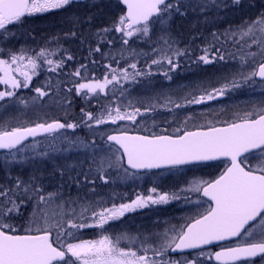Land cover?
Instances as JSON below:
<instances>
[{
  "label": "snow or ice",
  "instance_id": "obj_1",
  "mask_svg": "<svg viewBox=\"0 0 264 264\" xmlns=\"http://www.w3.org/2000/svg\"><path fill=\"white\" fill-rule=\"evenodd\" d=\"M82 2L0 0V40L6 42L14 38L15 32L10 26L22 24L26 17L53 10L70 11L71 6ZM119 3L123 9L118 20L111 28L105 27L100 32L119 33L120 43L127 47L118 49L117 55L105 53L100 44L111 45L113 40H105L97 32L99 43L89 48L90 57L100 53L102 59H110L117 65L105 63L102 79L90 76L88 65L83 62L79 67L73 65V71L66 73V62L75 57L60 46L58 38L56 44L61 47L58 60L50 58L57 55L50 47H41L39 51L22 48L19 52L0 48V84L11 89L31 86L36 93L32 97L33 105L38 102L46 105L45 97L53 99V85L49 81L43 86L31 84L38 69L52 73L60 70L58 75L75 77L66 91L86 102L79 113L74 114L73 99L65 96L63 101H55L64 110L63 119L0 128V150H5L0 164L4 172L0 179V264H212V261L215 264H264V103L252 111L234 114L233 119L220 121V126L211 120L197 124L194 117L188 115L175 124L171 134L165 128L135 135L129 134L127 126L119 122L136 125L137 118L154 110L155 105L141 111L140 107L129 103L128 107L133 110L127 111L116 103L117 94L122 96L126 91L122 80L134 82L137 77L150 76L154 65L170 80L169 73L180 66V58L191 57V50L179 47L172 34L177 18L194 13L198 17L203 15L207 22V13L214 12L218 17L224 9L242 7L243 0H119ZM65 35L75 38L78 34L70 31ZM211 36L212 40L193 62L209 65L238 60L239 67L224 76L219 87H205L201 94L185 97L183 103L167 98L177 109L218 99L229 90L242 87V82H254L256 77L264 81V12L234 28L212 32ZM130 41L149 44L148 52H138ZM253 46L256 50L249 51ZM140 56L150 60V63L145 61L147 71L138 67ZM121 59L125 65H121ZM91 63L95 65L97 61L92 59ZM56 87L59 88V82ZM15 96L14 91H0V101ZM101 96L106 99L105 103L100 102ZM91 99L98 105L95 110ZM19 103L27 106L23 99H19ZM190 121L191 128L188 127ZM103 125L117 127L108 131ZM68 130L72 135H68ZM78 130L85 134L80 136ZM38 136H43L44 140H36ZM29 138L32 142L26 144ZM63 153H79L83 159L77 157L72 164L67 163L68 156L64 157V163L53 159L54 154ZM218 160L223 163L218 177L192 180L186 189H181L207 199L195 201L203 211L179 229L166 227L142 238L124 234L113 238L105 234L108 231L105 225L110 221L149 203L163 205L180 199L176 192L160 193L152 188L155 197L138 195L130 203L118 206L113 203L110 207L103 199L80 194L82 188L95 193L97 181L108 185L112 171L122 169L125 176H130L133 173L129 169L176 168ZM49 161L53 167L46 175L45 166ZM14 165L21 166L15 174ZM24 166L29 168L27 177L23 174ZM57 175L58 186L50 188L46 180ZM65 177L70 182L68 188L77 189L75 196L70 190L65 192ZM184 199L190 200V197ZM93 227L101 230L100 239L69 242L77 238L80 230ZM232 238H240L235 246H222L221 251L214 253L207 251V246ZM122 240H127V247L120 246ZM173 254H177L175 258Z\"/></svg>",
  "mask_w": 264,
  "mask_h": 264
},
{
  "label": "rangeland",
  "instance_id": "obj_2",
  "mask_svg": "<svg viewBox=\"0 0 264 264\" xmlns=\"http://www.w3.org/2000/svg\"><path fill=\"white\" fill-rule=\"evenodd\" d=\"M250 0H243V6L241 7L240 12L244 15L250 14V18L247 20H252L256 18V16L260 12H264V8L260 11H255L254 15H252V10L250 7L245 4ZM253 5L256 4L255 7L260 9L264 7V0H252ZM62 10V9H61ZM57 11V10H53ZM50 12V11H49ZM210 14H214V17H217L214 12H209ZM42 14V13H41ZM208 15V13H207ZM233 15V14H232ZM228 11H221L219 18L210 19L207 22H204L203 15L199 16V22L194 21V23L180 25L178 30H174V26L172 27V34L177 39L179 43V47L184 48L181 44L184 43L180 39L178 32H182L183 34H187L188 32L193 31V26L197 25V31H195L196 36H202L200 39V44L203 46H207L208 42L212 40V36L209 33L211 31V23L213 20L216 21L214 24L216 32H223L225 29L229 27H221V22L229 23L232 21V18ZM34 16V15H33ZM32 17V16H31ZM236 27V26H231ZM92 31H88L86 34H90ZM20 37L24 39V43L26 42V34L24 31L20 32ZM59 39V44H63L66 40V37H60L59 35H55L52 38H47L46 41L49 45L52 43L56 44V39ZM68 38V37H67ZM184 39V36H181ZM105 40H108L107 38ZM10 40L3 43L0 40V48H6L7 44ZM132 44V41H130ZM27 43L21 45V47L17 48V52L20 49H28ZM48 44H44V47H48ZM148 47L147 43H143ZM57 45V44H56ZM107 43L103 44L106 46ZM138 43L132 44V47L135 48L137 51H141L142 49L146 48L145 46H140L138 48ZM194 48L195 46H191ZM10 49V48H8ZM122 49L121 46H118L115 54H117V50ZM147 51L149 48H146ZM230 51L235 52L236 48H230ZM249 51H255L256 48L253 46ZM16 51V49L14 50ZM58 54V52H57ZM6 58V57H2ZM259 59V57L257 58ZM27 61L25 60V63ZM239 67L238 60H229L227 63L224 62H217L210 65H204L203 63L199 62V68L195 70L194 77L192 79V84L190 80L182 81L177 85L170 87H163L161 89L155 90L154 84H150L145 89H130L126 88L125 92L121 96L119 93L117 94L116 103L122 104L123 108L127 111H132V108L128 107V104L131 103L134 107H140L141 111L144 110L145 107H149L151 105H155L154 110L151 112L146 113L143 117H138V123L136 125H132L130 122L123 121L119 122L121 125L127 126L129 129V133L145 132L146 134H150L151 132H160L162 129H168L169 134L174 129V126L177 122L183 120L186 116L192 115L195 119L197 124H204L207 123L209 120L216 122L217 126L220 125V121L226 119H233L235 118L234 114L236 113H244L246 111H252L254 108H258L262 103H264V83H257V82H248L243 83L242 87L231 89L229 90L224 96L219 97L218 99L205 101L203 104L200 105H187L182 108H175L173 104L168 103L167 98H171L172 101L176 102H184L185 97H190L192 94H201L205 87L216 86L219 87L223 82V77L226 75H230ZM44 69L47 68V65L43 66ZM250 70V69H246ZM38 74L33 76L31 84L33 85V80L36 79L38 75H41L47 71L38 69ZM90 73V72H89ZM0 75H2L0 73ZM15 75V74H14ZM20 78V77H18ZM22 79V78H21ZM43 77V85L44 80ZM53 80H56V77H52ZM69 80V79H68ZM67 80V81H68ZM63 81L62 79L60 80ZM46 82V81H45ZM38 84L39 86L42 84ZM123 83V80L121 81ZM35 85V86H38ZM14 91L16 93L15 97L6 98V101H0V128H11V127H20V126H31L34 122H41L44 120L50 121L55 119V116L58 114L60 117L57 118H64V110L58 103H53L55 101H63L65 96L70 98L67 91L61 89L59 91V95H54L55 90H51L53 95V99H49L47 104L41 106L38 102L36 105L32 103V97L36 95L34 91L31 90V86L29 88H20V89H11L4 84H0V91ZM111 96V93H109ZM72 97V96H71ZM45 97L44 99H47ZM19 99H23L27 101V106L24 104L19 103ZM82 100V99H81ZM93 103V110H95L98 105L96 104L95 99H91L90 101ZM102 103L106 102V99L100 101ZM54 104V105H53ZM167 104V107L164 105ZM55 106V107H54ZM64 107H67L64 104ZM168 108L172 110L169 111ZM165 109V110H164ZM160 112H165L168 115H161ZM181 113V115H176V113ZM159 114V115H157ZM156 115V116H155ZM116 125H103L102 128L105 130L111 131L115 129ZM135 127L136 129L132 128ZM188 127H192V121L189 122ZM141 129V130H137ZM71 130H68V135H70ZM115 133V132H113ZM43 147V145H41ZM68 156L70 159L67 160V163L72 164L76 163L77 157L79 159H83V156L79 153H63V154H54L53 159L58 160L61 163H64V157ZM223 163L216 164V166H209V167H199V169L193 168H185V169H174V170H166L160 171L155 173H145V174H137L133 173V175L125 176V173L121 169L119 172L112 171L111 173V182L108 185H103L101 182L97 181V186H101L97 188L96 192H88L86 188H82L80 190L81 195L87 194L89 198L93 199H103L107 202V206H111L115 203L117 206L121 203H130L131 201L135 200L136 197L142 196L146 197L148 195H153L155 197V193L151 192L152 188H156L157 192L160 193H172L176 192L180 195V199L170 200L167 204H157L153 205L151 203L148 206L139 208V210L144 211L152 208L151 217H142L139 215V222L135 226H132L131 221H128L125 225L120 224L114 227H107L108 231L105 233L113 238L117 235H128V236H140L141 238L143 235H147L153 232L162 231L166 227L176 226L178 229L180 226L186 224L188 220L192 217L198 215V212L203 211V208L198 206L195 201L197 199L202 200L199 197L198 193H192L187 191H181V189H186L189 183L192 180H212L215 177L219 176V174L223 171ZM53 167L52 161L47 162L45 166V174L51 173ZM85 169L87 165H84ZM26 174H29V168L25 169ZM60 182L59 176L50 177V179L46 180V184L50 188H55L58 186ZM68 181L67 177H65V192L71 191L73 196L76 195L77 189L73 186L70 189L68 188ZM190 197V200L184 199V197ZM118 201V202H116ZM204 207H207L205 204ZM119 220H114V223H118ZM74 231V230H73ZM84 232L80 231L76 234V239H72L69 242L74 241V243L80 242V240H84L82 234ZM92 233L91 238L89 240H97L100 239V234L98 233L97 238ZM88 240V239H86ZM240 240V238L236 241L222 244L216 249H222L223 247L227 246H235V244ZM76 241V242H75ZM127 240H122L120 246L127 247ZM136 245H133L135 248ZM214 249H207V251L213 252ZM175 258V257H174ZM213 264V263H212Z\"/></svg>",
  "mask_w": 264,
  "mask_h": 264
},
{
  "label": "trees",
  "instance_id": "obj_3",
  "mask_svg": "<svg viewBox=\"0 0 264 264\" xmlns=\"http://www.w3.org/2000/svg\"><path fill=\"white\" fill-rule=\"evenodd\" d=\"M245 4H247L252 10L253 12L252 15H254L255 11H260L262 8H264V7H261L260 9L252 8L256 6V4L253 5L252 0L248 1ZM240 10H241V7L222 10V11H228L230 15L232 14L233 15L231 16L232 18L231 22L229 23L221 22L220 26L221 27L238 26L242 24L244 21H247V19L250 18V14L244 15L240 12ZM121 11H122V7L119 5L117 0H95V1H91V2L78 5V6L73 5L71 6L70 11H65L62 9V10L50 11V12H46L42 14H35L32 17H26L22 24L10 26V28H12V30L15 32V37L12 39H9L10 42L7 44V46H5L6 47L5 51H7L8 48H10L13 51L16 49L17 51V48L21 47V45L25 43H27L26 45L29 50L35 49L36 51H39L41 47H44L45 43L48 44L47 43L48 41H46L48 37L52 38L55 35H59L60 37H66L65 38L66 41L60 46H62L63 49H67V53L72 54L75 57V59L73 61L66 62L64 71L66 73H70L71 71H73V65H75L76 67H79V64L83 62L86 65H88L90 76H94L96 78L102 79L103 75L105 74V68L103 67V65L105 63H113V62L110 59L108 60L102 59L100 53H94V55L90 57L89 48L90 47L95 48L97 46V44L99 43V40L97 39L95 34L97 32H100V30L105 27L111 28L114 22L118 20L119 16L121 15ZM208 16L210 19H214V20L215 18H219V17H214V14H210V13H208ZM214 20L210 22L211 23V31L209 32L210 34L212 32H216L215 31L216 26H214L216 21ZM194 21L199 22V17L194 13H189V15L186 18H177L175 22L173 23L174 30H178L180 25H186V24L188 25L190 23H194ZM21 31H24L26 34L25 43H24V39L20 37ZM70 31H76L78 34L77 37L73 38V37L65 35L66 33ZM88 31L90 32L92 31V33L86 34ZM195 31H197V25H194L193 31L188 32L187 34L178 32L180 39L184 41V43L181 45L184 46V48L188 47L191 50V57L180 58V66L175 71H171L169 73V75L171 76L170 80L167 79L162 74V70H159L158 67L154 65L152 66V69H151L152 75L137 77L136 81L134 82L123 81L122 84L124 86V89L126 88H130L132 90L133 89H145L150 84L151 85L154 84V87H156L155 90H158V89H161L167 86L173 87L177 85L178 83H181L182 81H187V80H190V83L188 84H192L194 72L195 70H197V68H199V63L193 62V59L196 56H198L201 52V49L205 47L202 44H200V39H202V36H199V34L198 36H196ZM197 32H199V29ZM100 35L104 36L105 39L107 38V39L113 40V43L111 45L107 44L106 46H103V44H100L102 51L105 53L111 52L113 55H117L115 54V51L118 46H121L122 48L127 47V46H123L120 43L119 33L110 32L108 34H104L100 32ZM181 36H184V39L181 38ZM4 42L5 41H3V43ZM136 42L139 45L138 48H140V46H145L146 48H149V44L147 47L141 41H136ZM192 45L195 47L192 48L191 47ZM48 47H50L51 49H55L58 52L56 56H52L50 58L53 60H58L61 55V47H58L55 43H52L51 45L48 44ZM146 48L138 52H148ZM28 54L31 55L32 53L29 52ZM92 59H95L97 61V64L93 65L91 63ZM138 59H139L138 67L147 71L145 61L147 60V63H150V60H148L147 57L145 56H140ZM121 65H125V61L123 59H121ZM113 67H117V65L113 63ZM165 67L167 66L165 65ZM59 72L60 70H57V73ZM57 73L45 72L41 75H38L36 79L33 80V85H38L42 83L43 77H44L45 81H49L53 85V87L51 88V90H55L53 94L59 95V91L61 89H64L66 91V88L71 86L70 81L75 80L76 78L71 77L69 75H64V74L58 75ZM53 76L56 77V80L57 79L59 80V81L57 80L59 82V88L56 87L58 82L52 79ZM61 79L63 80L62 82L60 81ZM67 80H68V83H65V81ZM40 86H43V83ZM70 98L73 99V106L71 110L74 114H78L79 108L82 106H85L86 102L84 100H81L80 97L70 96ZM104 99L105 98L101 96V101H103ZM45 100L49 101V98ZM53 103L55 104V102ZM91 105L93 107V103H91ZM159 114L168 115V114H165V112H160ZM59 115L61 114L56 115L55 119L57 117H60ZM173 115H175L174 117H176V115H181V113L178 112ZM132 128L136 129L135 127H132ZM137 130H141V129H137ZM137 133L143 134L145 132L137 131ZM84 134H85L84 132H79L80 136H83ZM70 135H72L71 132H70ZM43 140L44 139H40L38 141H43ZM4 156H5V153L0 154V164L3 163ZM20 167L21 166L19 165H14L13 173L15 174L16 172H18L20 170ZM27 167L28 166H24L23 174L25 177H27V174L25 171ZM3 176H4V172H3L2 167H0V179H3Z\"/></svg>",
  "mask_w": 264,
  "mask_h": 264
},
{
  "label": "flooded vegetation",
  "instance_id": "obj_4",
  "mask_svg": "<svg viewBox=\"0 0 264 264\" xmlns=\"http://www.w3.org/2000/svg\"><path fill=\"white\" fill-rule=\"evenodd\" d=\"M100 187L101 186H97V188H100ZM116 202H118V201H116ZM151 213H152V208H149L147 211L144 210L142 212H141V210H139V208H136L132 211L126 212L123 217H120V221L118 223H114V221H110L107 225H105V228L114 227V226L120 225V224L125 225L128 221H131L132 226H135L139 222V218H138L139 215H142V217L143 216L144 217H149V216L151 217ZM117 220H119V219H117ZM80 231L84 232V233H82V234H84V236H83L84 240H86V239L89 240V238H91L92 233L97 238L98 233L100 234V232H101L100 229L94 228V227L93 228H85V229H82ZM96 238H94V239H96ZM72 242L74 243V241H72Z\"/></svg>",
  "mask_w": 264,
  "mask_h": 264
},
{
  "label": "water",
  "instance_id": "obj_5",
  "mask_svg": "<svg viewBox=\"0 0 264 264\" xmlns=\"http://www.w3.org/2000/svg\"><path fill=\"white\" fill-rule=\"evenodd\" d=\"M85 1H88V0H83V2H85ZM121 6L123 7V5H121ZM255 80L259 81V82H264L259 77H256ZM131 135H135V134H131ZM41 137H43V136H38V137H36V139L37 138H41ZM30 141H32V138H29V140L25 141V143L30 142ZM3 152H5V150H0V153H3ZM216 162H220V161L218 160V161L200 162V163H194V164H189V165H183V166H179V167H176V168L187 167V166H195V165H200V164H211V163H216ZM125 167H126V164H125ZM166 169H175V168L165 166V167H162V168H159V169H150V170L149 169H142V170H139V171L132 170V169H129V170L133 171V172L144 173V172H154V171H160V170H166ZM200 197L203 198L204 200L207 199V198L202 197V196H200ZM236 239H238V238H232V239L225 240V241L215 242L214 244L207 246V249L216 248L217 246H220V245L226 244V243H230V242H232V241H234ZM221 250L222 249H216L214 252L221 251ZM174 255H177V254H173V256ZM213 262L215 263V261H213Z\"/></svg>",
  "mask_w": 264,
  "mask_h": 264
}]
</instances>
